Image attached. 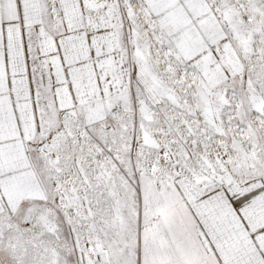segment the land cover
<instances>
[{
	"label": "snow or ice",
	"instance_id": "1",
	"mask_svg": "<svg viewBox=\"0 0 264 264\" xmlns=\"http://www.w3.org/2000/svg\"><path fill=\"white\" fill-rule=\"evenodd\" d=\"M0 264H264V0H0Z\"/></svg>",
	"mask_w": 264,
	"mask_h": 264
}]
</instances>
